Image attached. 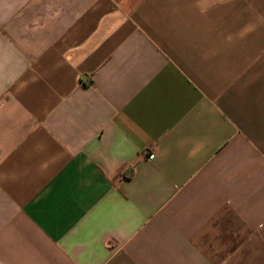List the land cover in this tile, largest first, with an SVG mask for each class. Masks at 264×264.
<instances>
[{"label": "crops", "instance_id": "crops-1", "mask_svg": "<svg viewBox=\"0 0 264 264\" xmlns=\"http://www.w3.org/2000/svg\"><path fill=\"white\" fill-rule=\"evenodd\" d=\"M0 264H264V0H0Z\"/></svg>", "mask_w": 264, "mask_h": 264}, {"label": "built area", "instance_id": "built-area-1", "mask_svg": "<svg viewBox=\"0 0 264 264\" xmlns=\"http://www.w3.org/2000/svg\"><path fill=\"white\" fill-rule=\"evenodd\" d=\"M146 158H147V160L152 161L154 159V155L148 154Z\"/></svg>", "mask_w": 264, "mask_h": 264}]
</instances>
